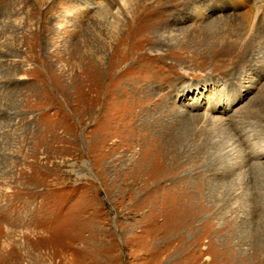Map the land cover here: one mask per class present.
Listing matches in <instances>:
<instances>
[{
  "label": "rangeland",
  "instance_id": "374dc122",
  "mask_svg": "<svg viewBox=\"0 0 264 264\" xmlns=\"http://www.w3.org/2000/svg\"><path fill=\"white\" fill-rule=\"evenodd\" d=\"M89 1L0 0V264H264V0Z\"/></svg>",
  "mask_w": 264,
  "mask_h": 264
},
{
  "label": "bare ground",
  "instance_id": "6f19581e",
  "mask_svg": "<svg viewBox=\"0 0 264 264\" xmlns=\"http://www.w3.org/2000/svg\"><path fill=\"white\" fill-rule=\"evenodd\" d=\"M134 2H136V0H105V2H104V9L105 10H108V11H110L111 12V10L114 8V7H116L117 8V10H118V12H120L121 10H123V9H125L126 7H128V8H133V3ZM90 3H93V2H91V1H89V0H86V4L88 5V4H90ZM115 8V9H116ZM139 8V7H138ZM258 13V12H257ZM215 106H217V105H215ZM217 109V108H216ZM240 120V119H239ZM242 147H245V148H247V149H249V150H246L245 152H243V158H245V157H247L248 159H250L251 158V160L254 158V157H257V158H264V138L261 140V141H250V142H248L246 145H244L243 143H242V145H241ZM241 147V148H242ZM234 148V146H231V148L229 149V151L231 150V149H233ZM245 148H243L242 149V151H244V149ZM233 152V151H232ZM241 157V156H240ZM232 158V155H231V157L229 158V159H231ZM240 159V158H239ZM235 160V158H233V161ZM237 161V160H236ZM239 161V160H238ZM234 164V163H233ZM232 163H231V167L233 166L234 167V165H233ZM239 164V163H238ZM237 164V165H238ZM260 165L261 164H264V162H261V163H259ZM236 165V166H237ZM240 165H241V163H240ZM235 168V167H234ZM264 244V243H263Z\"/></svg>",
  "mask_w": 264,
  "mask_h": 264
}]
</instances>
